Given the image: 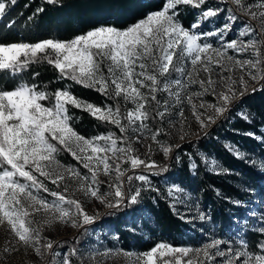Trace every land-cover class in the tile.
<instances>
[{
    "label": "snow or ice",
    "instance_id": "snow-or-ice-1",
    "mask_svg": "<svg viewBox=\"0 0 264 264\" xmlns=\"http://www.w3.org/2000/svg\"><path fill=\"white\" fill-rule=\"evenodd\" d=\"M58 2L59 0H47L49 4ZM16 3L17 0H0V18L4 17ZM228 4L234 7L222 6ZM182 6L199 10L196 19L187 27L180 19ZM255 6L264 7V3ZM253 7L254 5L246 4L244 0H218L215 6H208V0H166L162 10L146 13L143 18L126 28L101 25L68 40L49 38L35 43H0V70L10 73L14 79L18 73L27 69L29 64L46 61L59 72L58 79L74 81L109 98L123 97L125 101L135 106L126 114H122L119 107L114 109L109 105L96 106L78 99L67 89L47 93L39 91L36 84L19 83L10 89L0 85V224L6 223L19 243L33 247L40 255L41 248L52 251L54 243L47 240L41 245L40 230L34 226L32 216L45 212L50 217L49 223L53 220L72 223L85 232L89 226L95 225L98 216V213L88 214L78 200L68 199L64 194L68 191L66 186L63 192H49L44 180H49L59 188L65 180L66 173L67 177L81 181L82 187L87 184L84 188L86 194L113 210L126 205H136L142 199L145 190L159 193L160 189L152 184V177L167 173V164L157 165L154 160L146 162L138 156H131L132 149L127 136L116 138L109 133L107 136L86 139L71 126L68 106L85 110L93 117L118 127L122 134L129 131L139 133L137 136L139 142L143 133L147 131L146 104L155 101L157 108L160 107L156 95L158 92H166L169 97H175L179 101L182 89L199 83L203 93L210 92L216 100L215 104L200 103L199 108L205 112L208 108L213 110L205 116L192 104V96L187 97L199 121L201 136L206 137L209 134L208 129L217 125L234 105H238L241 97L248 93L249 85L241 76L238 81L241 87L237 89L236 80L231 76L225 78L221 75V82L226 83V87L224 91H217V81L213 80L211 75L206 82L194 79L198 70L211 73L212 68L216 67L223 73L232 71L233 67L238 68L264 90V68H261L264 56L254 37L244 40V37L252 36L257 31H264V28L252 29L245 23L247 32H237L235 38L228 39V34L234 30L236 22L243 15L256 18L257 13L251 11ZM42 11V8L37 9V12ZM225 12L228 15L224 17L223 23L211 30H204L205 24H211ZM213 40L218 41V47H214ZM229 51L236 54L251 52L254 59H234L228 54ZM185 60L192 66L191 70H186L183 66ZM177 63H180L181 67H176ZM171 72L179 73V77L167 79ZM160 78L165 79L162 81ZM173 88L176 90L173 91ZM141 89H147V94ZM251 91L255 92L257 88L253 86ZM50 100L51 106H45L43 102ZM168 107V102L165 101L164 110L156 111L155 115L161 121L168 114ZM178 115L183 117L182 109ZM237 115L250 122L249 114L240 111ZM163 134L162 129H157L151 136L152 141L159 143L157 137ZM244 134L264 144V132L259 136L255 132ZM118 143L128 146L117 147ZM180 147L179 144L175 147L161 146V150L164 157L181 163V156L177 151ZM61 150L69 153L87 169L90 176H81L78 169L71 167L64 171L58 170L63 167L56 159ZM185 155L186 167L195 174L199 154L190 152ZM236 156L240 158L238 153ZM112 158L130 164L132 170L147 169V172L126 175V170L122 171L120 164L113 170L109 162ZM201 163L209 166L208 158H203ZM215 163V160L211 161L212 165ZM260 163L264 165V161ZM101 170L105 176H110L115 171V180L108 184V191L103 195L97 180V173ZM136 181L139 182V186H134ZM40 190L49 193L54 199L48 201L39 196ZM184 191L182 186L172 185L167 193L173 197V193ZM235 203L237 206L240 204L238 201ZM172 207H175V203ZM198 215L199 219H206L204 212H199ZM74 216L80 218L79 224L77 220L72 219ZM253 217L256 218L254 213ZM180 219L187 223L192 222L185 216H180ZM257 219L261 226L252 230L264 235V215ZM92 230L95 231V228ZM224 243L214 239L204 244L202 249L198 248L195 251L197 253L203 251L208 260L214 261L209 250L215 249L216 257L222 258L223 264H264V254L247 251L246 241L240 242V248L234 249L228 245L227 251H221L220 246ZM56 246L59 247L58 244ZM257 247L259 253H264V240L259 241ZM241 248L244 250H240ZM14 250L4 249L5 252ZM190 251L192 249L173 247L160 242L150 250L137 255L135 264H158V259L165 253L187 255ZM77 252L78 249L71 248L63 254L55 253V256L62 255L59 264H72L70 257L77 255ZM103 254L107 256L111 253L110 250H106ZM164 264L170 262L164 261ZM174 264H181L180 259L176 258ZM187 264L195 262L188 260Z\"/></svg>",
    "mask_w": 264,
    "mask_h": 264
},
{
    "label": "trees",
    "instance_id": "trees-1",
    "mask_svg": "<svg viewBox=\"0 0 264 264\" xmlns=\"http://www.w3.org/2000/svg\"><path fill=\"white\" fill-rule=\"evenodd\" d=\"M165 2L166 0H59L57 4H49L47 0H17L7 14L0 18V43L14 41L35 43L46 38L71 39L98 25L125 28L149 11L160 8ZM210 2L218 0H208V5ZM222 6L232 7L231 4ZM41 8L43 11L37 12V9ZM198 11L189 6H182L180 17L182 24L186 27L190 25L196 19ZM30 17L32 19H29ZM242 20H245L243 16L238 21ZM36 73L39 75H35ZM59 75V72L46 61H39L29 64L28 68L18 73L15 79L10 73L0 70V85L10 89L19 83L36 84L39 91L47 93L67 89L76 97L100 105L119 107L121 113L126 114L128 102L123 97L114 99L106 97L95 89L84 87L74 81L60 80ZM253 86L257 91H251ZM253 86L241 97L238 105H234L217 125L208 129L209 134L206 137L200 134L180 144L181 147L177 151L182 162L177 163L174 159H169L165 163L168 172L152 177V184L160 189L159 193L145 190L142 199L136 205H126L116 210L107 209L100 214L96 223L110 226L117 232L124 247L140 250L149 249L159 241L180 244L194 240V234L201 233L192 223L180 219L182 215L172 207L173 203L167 193L169 182L175 181L193 191L216 229L222 234H228L233 217L246 212L245 203L237 206L232 198L253 201L254 193L262 192L264 189V166L253 160L256 156L264 158V144L244 134L255 132L259 136L264 132V90H261L258 84ZM159 99L157 97V100ZM44 103L51 106V100ZM68 108L71 126L78 133L87 136L101 133L122 135L118 127L93 117L87 111L71 105ZM146 109L150 126L153 129L159 128L161 120L155 115L158 111L156 102L149 101ZM240 111L250 115V122L237 115ZM229 142L236 144L237 148ZM190 152L199 154L195 174L186 167L185 154ZM236 153L240 158H237ZM58 154L64 161L84 169L69 153L61 150ZM204 154L215 157L221 166L216 169L210 165L205 166L201 163ZM139 170L147 172V169H130L129 175L137 174ZM44 183L49 192L56 190V185L49 180H44ZM187 220L191 221L188 218ZM133 226L138 229H134ZM252 229L253 227L247 226L240 230V234L243 241L247 242V246L259 250L257 245L259 241L264 240V235ZM82 237L83 235L79 234L74 241L62 239L58 245L77 244ZM72 262L83 264L77 256H72ZM44 264L56 262L51 257L47 258Z\"/></svg>",
    "mask_w": 264,
    "mask_h": 264
},
{
    "label": "rangeland",
    "instance_id": "rangeland-1",
    "mask_svg": "<svg viewBox=\"0 0 264 264\" xmlns=\"http://www.w3.org/2000/svg\"><path fill=\"white\" fill-rule=\"evenodd\" d=\"M244 2L246 4L254 5L251 11L256 12L257 16L256 18H252L248 15H243L246 21L242 20V22L239 21L236 22V27L230 34H228L229 40L235 38L237 32L248 31V28L244 27L245 23L249 26V28L252 29L260 30L264 28V15H262L264 14V7L255 6L264 3V0H244ZM217 4L218 2H210L208 6H215ZM231 6L234 7L233 5ZM162 8L163 6L151 11L162 10ZM226 15H228L227 12L222 14V16L215 18L211 24H205L204 30H211L217 27L219 24L223 23L224 17ZM143 17L144 16L140 17L139 19ZM139 19H137L135 22H137ZM253 37L260 46L262 56H264V31H257L253 33L252 36L244 37V40L247 41L248 39H252ZM61 40H68V39H61ZM19 42L29 43L27 41H14L8 43H19ZM212 42L214 44V47L219 46L218 41L213 40ZM228 54L230 56H233L234 59H241V60L254 59V56L251 54V52L236 54L233 53L232 51H229ZM183 66L186 68V70H191L192 68V66L187 62V60L184 61ZM176 67H181V64L177 63ZM197 67L199 68V66ZM261 68H264V63L261 64ZM105 74H106V69H105ZM209 75H211L213 80L217 81V85H216L217 91H224L226 87V83L221 82V75H223L225 78L231 76L234 80H236L237 89L241 87L240 84L238 83L239 78L241 76L244 77V80L248 83L249 88L256 84V82L253 81L247 74H245L240 69L234 67L232 68V71L230 72L224 71L223 73H221L220 70L216 67L212 68L211 73L198 70L195 73L194 79L197 81L203 80L206 82L209 78ZM177 77H179V73L171 72L167 76V79H176ZM160 79L163 81L165 78H160ZM175 90L176 89L173 88V91ZM141 91L147 94V89H141ZM196 93H203V89L201 88L199 83L191 84L187 89H182L181 97L179 101H177L175 97H169L166 92H158L156 94L157 97L160 98L159 99L160 107L158 108V111L164 110L165 101H167L169 105L168 114L165 116L164 120L161 121V126L157 128V129H162L164 133L163 135L157 137L159 143H156L151 139L152 134L155 133L157 129H153L150 126L148 120L145 121V123L147 124V131L143 133V136L140 138L139 142H137V136L139 135V133H133L132 131H129L128 133H124L120 136L114 135V137L120 138L122 136H127L129 138L132 149L131 156H138L140 159H143L146 162H150L154 160L157 165L165 164L169 160V158L164 157L163 152L161 150V146L175 147L176 145L178 144L180 145L182 142L188 139L195 138L201 134L202 130L200 128L199 121L196 119V115H194L192 104L196 105L197 111L200 113H204L205 116L209 113H212L213 111L211 108H208L207 111L205 112L204 109L199 108V105L201 102H204L206 104H215L216 103L215 97L210 92L203 93L202 95H195ZM189 95L192 96V104H189L187 101V97ZM77 98L86 101L88 103H92L99 107L106 106V105L96 104L84 98H80V97ZM45 106H50V105L45 104ZM111 107L114 109L116 108L114 106ZM134 107L135 106L131 102H128L126 113L128 110ZM181 109L183 110V117H179L178 115ZM145 110L147 111L146 107ZM108 134L109 133H101V134L88 135V136L83 134L80 135L84 136L86 139H90L92 137H96L100 135L107 136ZM229 143L237 148L236 144L231 142ZM127 146H128L127 144H120V143H118L117 145V147H127ZM203 157L208 158L210 167L216 169L221 166L219 161L215 157L208 156L206 154H204ZM56 159L60 162V165L63 166L58 170L64 171V169L71 167L78 169L80 171L81 176L84 175L90 176V173L88 172L87 169L85 170L80 169L77 166H74L64 161L59 156V154L57 155ZM124 159H127V157H124ZM212 160H215L216 162L215 165L211 164ZM253 160H256L257 163L261 165L260 162L264 161V158L262 156H256L254 157ZM109 162L113 170H115L117 164H120L121 170L122 171L126 170V175L130 174L129 172V170L131 169L130 164L124 163L123 160L116 158L110 159ZM141 172L142 171L139 170L137 171V174H140ZM97 180L99 181L101 195H103L105 192L108 191V184L115 180V171H113V173L110 176H105V174L101 170L100 172L97 173ZM81 184H82L81 181H78L76 179H71L67 177V174L65 173V180L62 182L60 187L57 188L56 186V190H51V191L63 192L64 187L66 186L68 188V191L64 193L66 197L68 199L78 200L88 214L92 215L98 213L97 216L98 218L100 214H102L108 208L104 204H101L99 200H96L95 198H91L89 195H87L84 190V188L87 187V184H85L84 187H82ZM168 185L169 187L172 185L182 186L181 184L175 181H170ZM134 186H139V182L138 181L135 182ZM182 187L185 189V191L183 193H173V197H175V199H173V197H170L171 202L173 204L175 203V209L179 211L182 216H185L186 218L192 221L191 223L198 228L201 235L195 233L194 240L180 244H173L169 241H159L158 243L163 242L173 247L189 248L192 249V251H190L187 255L165 253V255L162 258L158 259V264H164V261H169L170 264H174L176 258L180 259L181 264H187L188 260H193L195 264H201L202 261L204 262V264H223V259L216 257L215 249L209 250L210 254L214 258V261L208 260L204 256L203 251L197 253L195 250L198 248L202 249L204 244L210 243L214 239H219L225 242L220 246L221 251H227L228 245H231L234 249L240 248V242L243 240L240 234V230L246 228L247 226L253 228L254 227L259 228L261 226L259 219L257 218L264 215V189L262 192L254 193L253 201L242 200L238 197L232 198L234 202L238 201L240 203H245L246 212L240 216H234L233 222L231 223V229L228 231V234H222L216 229L214 223L210 219V216L207 214V212L201 207V204L196 194L190 189L186 188L185 186ZM34 194L36 193L34 192ZM39 196L47 199L48 201H52L54 199L53 197L50 196L49 193H45L41 190L39 191ZM65 207H67V205H65ZM199 212H204L206 215V219L204 220L199 219V215H198ZM253 213L255 214L256 218L253 217ZM193 217H195V219H193ZM31 218L35 222L34 226L38 227L40 230L41 245H43L47 240H51L54 243L53 250L47 251L41 248V254L38 255L33 247L25 246L19 243L15 238L14 234L11 232L8 225L6 223H3L0 224V264H44L47 258H51V257L56 262V264H59L62 255L55 256V253L63 254L65 251H68L71 248L78 249L77 255L75 256H77V258L83 264H135V258L137 255L150 250L152 247H154L157 244L156 243L154 246L146 250H140L134 247H124L120 243V239L118 238L117 232H115L108 225L101 226L95 223V225L89 226L87 232H85L84 229L78 226H74L72 223H64L59 220H53L51 223H49L48 221L50 217L45 212L37 213ZM72 219L77 220V224H79L80 221L79 217L74 216L72 217ZM93 227L95 228V231L92 230ZM133 227L134 229H138V227L137 228L135 226ZM79 234L83 235L82 240L79 243L77 244L66 243V245L64 246H59V247L56 246L59 240L71 239V241H74ZM5 248H14L15 250L5 252L4 251ZM106 250H110L111 254L105 256L103 253ZM240 250L243 251L244 249L241 248ZM247 251L257 254H264V253H259V250L251 249L249 246L247 247ZM125 253H131L132 255H125ZM70 258L72 261V256Z\"/></svg>",
    "mask_w": 264,
    "mask_h": 264
}]
</instances>
